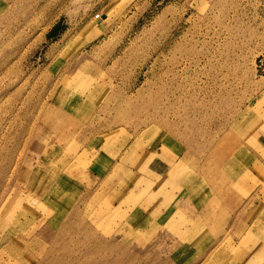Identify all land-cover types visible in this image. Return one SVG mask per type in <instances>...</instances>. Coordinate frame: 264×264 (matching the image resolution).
<instances>
[{
    "label": "rangeland",
    "instance_id": "1",
    "mask_svg": "<svg viewBox=\"0 0 264 264\" xmlns=\"http://www.w3.org/2000/svg\"><path fill=\"white\" fill-rule=\"evenodd\" d=\"M263 146L264 0H0V264H264Z\"/></svg>",
    "mask_w": 264,
    "mask_h": 264
},
{
    "label": "crops",
    "instance_id": "2",
    "mask_svg": "<svg viewBox=\"0 0 264 264\" xmlns=\"http://www.w3.org/2000/svg\"><path fill=\"white\" fill-rule=\"evenodd\" d=\"M260 146H261V145H260ZM263 147H264V146H263ZM258 158H259L260 160H263V162H264V157H262V156L259 157V156H258ZM157 159H158V158H157ZM157 159H156V161H154V162H150V163H151V164H156V165H158V166H160L161 164L163 165L162 160H159V159L157 160ZM260 160H259V161H260ZM150 163H149V164H150ZM159 164H160V165H159ZM158 166H157V167H158ZM160 167H161V166H160ZM95 169H96V173H99V172H100V173H101L100 176H102V171H103V170H102V167H96ZM164 171H165V169H164Z\"/></svg>",
    "mask_w": 264,
    "mask_h": 264
},
{
    "label": "bare ground",
    "instance_id": "3",
    "mask_svg": "<svg viewBox=\"0 0 264 264\" xmlns=\"http://www.w3.org/2000/svg\"><path fill=\"white\" fill-rule=\"evenodd\" d=\"M9 1V0H8ZM5 2V1H4ZM7 4V3H6ZM6 6V5H5ZM8 63V62H7ZM8 71V70H7ZM150 157H152L151 159H155V157L157 158V156L155 155V153H152L150 156H149V158ZM147 159V158H146ZM47 160V159H46ZM48 162V161H47ZM51 165V164H50ZM36 171H37V169H36ZM18 172V171H17ZM39 172V171H38ZM42 174H44V173H41L40 175H42ZM30 176V175H29ZM44 177V176H43ZM31 179V178H30ZM32 181V180H31ZM36 181V180H35ZM37 182V181H36ZM48 183V182H47ZM52 183V182H51ZM36 184V183H35ZM36 186V185H35ZM34 186V187H35ZM41 186V185H40ZM43 186V185H42ZM37 188V187H36ZM46 188V187H45ZM41 189V188H40ZM43 189V188H42ZM47 189V188H46ZM41 191V190H40ZM11 200V199H10ZM78 211V210H77ZM76 212V211H75ZM76 214V213H75ZM74 217H76V216H74ZM69 219V218H68ZM73 219V218H72ZM75 219V218H74ZM75 223H77V221L75 222ZM85 226V225H84ZM83 226V227H84ZM81 232V231H80ZM91 232V231H90ZM86 233H89L88 231L86 232ZM79 236H82V235H80V234H78ZM75 236V235H74ZM93 236V235H92ZM95 236V235H94ZM78 237V236H77ZM77 240H78V238H77ZM77 240H76V242H77ZM74 241V240H73Z\"/></svg>",
    "mask_w": 264,
    "mask_h": 264
},
{
    "label": "trees",
    "instance_id": "4",
    "mask_svg": "<svg viewBox=\"0 0 264 264\" xmlns=\"http://www.w3.org/2000/svg\"><path fill=\"white\" fill-rule=\"evenodd\" d=\"M56 33H57V26H54L52 28V30L50 32H48V37L52 38V37H54L56 35Z\"/></svg>",
    "mask_w": 264,
    "mask_h": 264
}]
</instances>
